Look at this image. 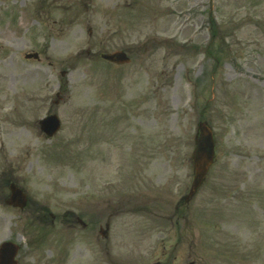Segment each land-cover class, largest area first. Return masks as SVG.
<instances>
[{"label": "rangeland", "instance_id": "rangeland-1", "mask_svg": "<svg viewBox=\"0 0 264 264\" xmlns=\"http://www.w3.org/2000/svg\"><path fill=\"white\" fill-rule=\"evenodd\" d=\"M26 2L0 0V243L21 246L18 264H264V0L64 3L45 6L40 25L21 20ZM48 110L61 119L52 138L38 127ZM201 120L216 159L189 204L197 244L173 261L168 217L190 189ZM11 180L23 210L3 203ZM103 182L105 212L103 195L90 197ZM73 215L97 225L95 238Z\"/></svg>", "mask_w": 264, "mask_h": 264}, {"label": "water", "instance_id": "water-1", "mask_svg": "<svg viewBox=\"0 0 264 264\" xmlns=\"http://www.w3.org/2000/svg\"><path fill=\"white\" fill-rule=\"evenodd\" d=\"M123 54H110L105 57L110 60L127 61L123 58ZM42 128L47 131L48 134L55 131L58 128V120L55 116H49L42 120ZM194 178L190 193L186 197L191 198L196 192L197 188L202 183L209 166L214 159V139L211 129L206 122H200L198 124V136L196 138V145L192 154ZM11 188V197L7 201L8 203H18L23 205L25 202L24 194L21 190L15 188L13 185ZM17 246L12 242H3L0 245V264H14V256L17 253Z\"/></svg>", "mask_w": 264, "mask_h": 264}, {"label": "flooded vegetation", "instance_id": "flooded-vegetation-1", "mask_svg": "<svg viewBox=\"0 0 264 264\" xmlns=\"http://www.w3.org/2000/svg\"><path fill=\"white\" fill-rule=\"evenodd\" d=\"M22 1V5L25 6L27 5L26 0H20ZM29 4H28V8L25 11L29 10V6H31V3L33 2V16L37 17V18H41L42 17V12L44 11V7L45 6H54V5H63L64 3H68L70 4H74V5H87V6H93L95 4H97V1L106 5L108 3L109 0H28ZM92 11L94 12L95 10L92 9ZM107 15V13H106ZM62 24V30L64 31V27L67 26V23L65 22H61ZM65 32V31H64ZM90 34L91 29L89 30ZM87 55L89 56H95L93 55V53L91 52V50L87 51ZM92 198V203L95 205V198L94 196H91ZM102 204H98L96 207L100 208V210L106 211L108 209H110V201L108 200H103L101 202ZM103 205V206H102ZM191 207L188 206H176L174 207L173 212L171 213L170 216V223H171V232L173 235V241H174V245H173V249L171 251V256L173 261L176 260L177 258V247L179 244H188L189 245V254H191L192 251V244L193 241H195L197 238V234L193 231L192 228V224L190 221V218L192 217V213L190 211ZM89 225L91 226V228L89 229V234L94 237L95 236V228H96V224L90 222ZM93 225V227H92ZM108 229H109V224H107ZM86 228V227H85ZM109 230L107 231L106 235H108ZM77 254V252L75 253ZM197 259H193L191 264H200L201 262L196 261ZM207 262V261H205Z\"/></svg>", "mask_w": 264, "mask_h": 264}]
</instances>
